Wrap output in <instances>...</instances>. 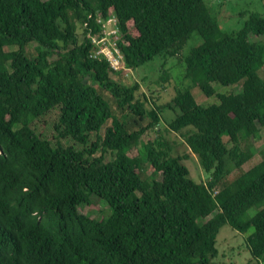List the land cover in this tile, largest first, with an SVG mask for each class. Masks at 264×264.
I'll return each instance as SVG.
<instances>
[{
    "label": "trees",
    "instance_id": "trees-1",
    "mask_svg": "<svg viewBox=\"0 0 264 264\" xmlns=\"http://www.w3.org/2000/svg\"><path fill=\"white\" fill-rule=\"evenodd\" d=\"M193 35L184 77L217 102L175 87L157 105L138 81L125 85L127 70L177 55ZM250 35L264 40V15L224 31L206 0H0V264H219L224 224L252 228L244 241L261 264L264 150L240 170L264 129V42ZM102 38L117 67L95 56ZM166 108L186 153L161 133ZM192 155L207 180L190 177ZM90 195L104 212L79 211Z\"/></svg>",
    "mask_w": 264,
    "mask_h": 264
},
{
    "label": "rangeland",
    "instance_id": "rangeland-1",
    "mask_svg": "<svg viewBox=\"0 0 264 264\" xmlns=\"http://www.w3.org/2000/svg\"><path fill=\"white\" fill-rule=\"evenodd\" d=\"M210 6L212 13L216 17L221 29L224 31H236L240 29L249 13L257 12L264 15V0H206ZM251 41L260 40L264 42L262 37H254L250 35ZM199 37L196 35L191 36L183 45L182 49L175 56H158L154 60L147 62L140 66L136 70H127L128 74L125 75V85H131L135 81H138L141 85V91L145 92L147 96L153 97L154 102L157 105H163L174 94L175 87L189 88L194 95L196 101L202 105H208L210 103L217 102V98L213 95L210 97L205 96L199 89V87L190 78H185V64L183 56L189 51V49L198 43ZM34 43L30 44L28 53L34 52ZM162 73L167 75V80L162 81L160 84L157 80L163 76ZM259 74L264 78V66L259 69ZM216 92L226 93L230 92L233 85H221L218 83H212ZM235 92L240 90L239 86L233 89ZM174 116V112L166 108L162 113L161 119V133L169 140L172 145V154H182L188 152V147L184 139L173 131L167 129V121ZM155 136V132L149 131L143 136V140L152 139ZM93 139V135L91 137ZM250 140H243L242 146L249 143ZM68 143V141H66ZM253 155L245 162L240 170H247L255 165L262 159V151L264 150V129L260 131V136L253 141ZM100 154V149L97 150L95 155ZM189 171L190 177L197 181H205L209 177V173L202 169L196 155L190 156L185 161ZM240 170H234L230 176L238 173ZM90 203H83L78 208L81 213L92 212L93 215L97 214V209L100 208L102 212L106 210V204L104 200L96 197L95 195L89 196ZM89 205V206H88ZM94 205L95 207H90ZM91 209L93 211H91ZM256 212V208H249L247 210V216H252ZM107 213H110L107 211ZM213 212L212 214H214ZM211 214V215H212ZM211 215L204 218L208 219ZM252 232V228L245 234L233 229L228 224H224L220 227L216 235V247L218 249V255L214 258V262L219 264H256L257 260L254 259L248 248L245 245L244 236ZM261 264H264V255L259 258Z\"/></svg>",
    "mask_w": 264,
    "mask_h": 264
},
{
    "label": "built area",
    "instance_id": "built-area-1",
    "mask_svg": "<svg viewBox=\"0 0 264 264\" xmlns=\"http://www.w3.org/2000/svg\"><path fill=\"white\" fill-rule=\"evenodd\" d=\"M106 23H107V28L109 29L108 33L116 31V29H114V28H116V27H114V23H115V16L114 15L110 16L106 20ZM93 40H95V39H93ZM101 40L104 43V39L102 38ZM115 51H116V49H115ZM100 54H105L107 56V58L109 59V61L111 62L112 66H114V67L118 66L119 59L117 56L114 55L113 49L110 46H108L107 44L104 43L101 47L98 48V50L95 53V56L100 55Z\"/></svg>",
    "mask_w": 264,
    "mask_h": 264
}]
</instances>
